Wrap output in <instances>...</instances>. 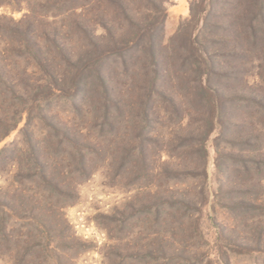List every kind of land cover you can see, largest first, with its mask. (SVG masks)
<instances>
[{"label": "rangeland", "instance_id": "374dc122", "mask_svg": "<svg viewBox=\"0 0 264 264\" xmlns=\"http://www.w3.org/2000/svg\"><path fill=\"white\" fill-rule=\"evenodd\" d=\"M30 1L36 15L26 9V0H0V16H5L8 22L12 18L23 20L25 25L30 18V22H36L35 32L48 41L45 43L48 48L54 49L52 36L56 34L59 41L76 53L93 36L107 34L105 24L120 29L132 21H145L147 15L155 19L162 12L154 35L158 65L174 73L170 62L180 69L185 60V70L194 68L188 76L181 74L184 78L168 79L165 96L160 95V90L153 95V112L148 118L149 125L143 128L145 118L137 109L120 124L115 123L123 116L104 96L96 71L89 77L95 99L83 112L82 122L76 118L74 104L83 98L84 89L69 99L54 96L44 102V111L60 120L78 121L89 141L84 142L87 144L84 160L61 163L65 169H71L61 179V185L70 182L66 190L75 188L71 196L66 192L59 194L54 185L47 187L41 178L31 180L26 175L22 183L17 181L13 178L17 161L9 160L7 167L2 168L5 160L0 157V196L4 195L2 192L13 195L16 190L18 194L22 190H40L45 195L46 189L57 192L56 198L67 204L61 208L68 222L67 234L82 242L80 249L68 251L64 244L52 241L54 251L41 248L34 254L36 259L43 264H56L60 255L68 254L65 260L73 264H264V207L240 208L242 193L233 194L235 202L224 193L213 208L212 202L201 203L199 194L204 182L200 174L203 166L211 191H217L220 182L224 191L240 192L251 183L253 194L256 189L264 191V170L255 171L244 183L227 178L229 170L244 161L254 166L262 163L264 169V107L260 111L256 101L246 99L256 86V97L264 105V10L259 8L262 0H230L225 6H219V0H155L159 11L153 9L149 0ZM2 23L7 24L6 20ZM19 39L16 33L11 37L2 34L0 46ZM27 43L34 47L32 42ZM208 59L212 73L204 74ZM123 63L120 58L112 63L117 67L115 94L139 104V99H145L150 91L152 60L139 51L128 71ZM76 64L79 70L80 64ZM23 68L29 75H37L32 65L21 63V68L16 69ZM214 88L225 94L217 108L213 107L214 98L209 100L196 94L206 95ZM184 93L187 98L181 99ZM243 101L252 105L246 106ZM230 113L235 114L233 121L226 117ZM219 118L228 129H223ZM243 118L249 124L240 135L235 131L234 120ZM129 119L140 122L134 126L132 135L138 140L140 137L136 136L143 130V143H128L132 131ZM39 120L34 119L33 130L40 140L49 123ZM24 123L25 120L0 142V148L13 141L26 147L21 134ZM251 132L260 140L249 139ZM42 142L51 161L53 147L47 141ZM130 148L135 150L125 157ZM246 151L255 153L244 157ZM258 151L261 157L257 156ZM27 161L28 158L21 164ZM121 164H129L125 166L129 170L121 173ZM257 180L261 183L256 184ZM211 199L215 201L213 196ZM7 202L0 198V218L9 209ZM0 249V264H11L15 251L11 253L5 246Z\"/></svg>", "mask_w": 264, "mask_h": 264}, {"label": "trees", "instance_id": "16d2710c", "mask_svg": "<svg viewBox=\"0 0 264 264\" xmlns=\"http://www.w3.org/2000/svg\"><path fill=\"white\" fill-rule=\"evenodd\" d=\"M26 1V9L30 14L36 15L32 2L30 0ZM149 1L153 9L159 11L157 2H153L155 0ZM123 2L125 3L124 0ZM219 2H221L219 6H225L228 5L230 0H223V2L219 0ZM259 8L261 10L263 8L264 10V0H262ZM153 9L150 8V10L154 11ZM215 13L216 15L222 14L221 12ZM157 14L154 16L155 19L151 18V15H147L145 16V21L139 23L132 21L128 26H123L120 29L105 24L107 34L91 37L90 42L84 46L82 45L78 53L74 52L62 40L59 41V37L56 34L52 36L54 49L48 48L46 46L48 41L42 40V37L35 32L37 30L36 22H30V18L25 25L23 20L16 21L12 18L8 22L5 16H0V35L4 34L11 37L12 34L16 33L20 37L16 42L7 41L5 47L0 46V142L25 120L24 126L21 128V134L22 141L26 143V147H19L20 142L13 141L11 145L0 148V157L5 160L2 168L7 167L9 160H16L18 165L16 166L17 169H15L13 178L17 179V181L22 183V179L26 175H29L31 176V180L39 178L45 180L44 183L47 184V187L51 185L56 186L57 191L61 195H64L66 192L68 193L67 195L71 196V193H74L75 188L69 187V190H66L70 182L61 185V179L66 173L69 174L68 171L71 170L70 168L65 169L61 163L64 160H84L86 157L85 148L87 146L84 142L89 141V138L79 126L78 121H62L55 114H50V111H44V102L51 100L54 96H63L69 99L74 93L77 94L78 90L84 89L83 98L74 104L77 112L76 118H81L82 122L84 114L87 108H89V102L95 99V90L89 86L91 82L89 77L92 71L98 73L100 85L104 89V96L108 97L107 99L113 103L111 105L114 106V109L123 116L121 121L120 119L114 120L115 123L120 124L123 120L127 119V115H130L134 109H137L141 111L139 114L145 118L142 128L148 126V118L152 111L151 101L153 100V95L160 90V95L165 96L164 91L166 88L164 89V87L168 79L178 78L179 76L184 78L181 74L188 76L189 71L194 70V68H190L189 70L184 69L185 60H183L180 69L174 66V62H170L174 73L163 70V66L158 65L154 50V35L159 21H161L162 12ZM25 17L28 18V14ZM262 18L264 21V12L262 13ZM2 20H6L8 25L2 23ZM21 26L22 28L20 29ZM132 26L135 28L133 29ZM252 34L253 37L257 36L254 28ZM246 36L248 37L247 34ZM27 42H32L34 47L30 48ZM139 51H144L146 55L150 56L152 60V68L150 70H152L153 75L151 74V78L149 79L150 91L148 95L143 100L139 99L140 103L137 104L133 100L124 99L119 94H115L117 93L116 89H118L114 83L117 67L112 65V63L116 62L119 58L123 59V64L126 65L125 68L128 71L130 63L134 64ZM205 61V72L202 71V73L211 74L213 66L209 59ZM21 63H24V66L25 64L32 65L37 75H29L24 68L16 69L17 67L21 68ZM76 63L80 64L79 70ZM162 63L164 64L165 60ZM225 83L227 84V81ZM255 87L253 86L252 88L255 90ZM214 89L206 95L201 93L196 94H199L201 97L207 96L209 100L214 98L215 102L213 103L215 104L213 107L217 108L216 104L223 103L222 98L224 99L223 95L225 94L216 88ZM254 90L247 94L246 99L256 101L255 103L259 106L258 110L261 111L264 105L261 100L257 99V94ZM184 95L186 94L184 93ZM184 95L181 94V99L187 98V95ZM238 98L241 99V96ZM243 103L245 104V101ZM245 105L250 106L252 103ZM219 116H222V114H219ZM37 117H39L40 122L49 123L47 131L44 132V136L40 140V135L38 136L33 130L34 119ZM105 117L108 118L107 116ZM226 117L230 121H233L235 114L230 113ZM219 121L223 129H228L227 124L223 122L222 118H219ZM127 122L132 123L130 126L132 131L128 143H143L144 140L141 138L143 130L136 136L137 138L140 137L138 140L132 135V132L135 130L134 126H137L140 122L133 119H129ZM234 123L236 125L235 131L237 130L236 132L240 135H243L244 128L247 129L245 126L249 124L245 118L241 121L234 120ZM127 124L125 123V125ZM102 127L103 125L101 124L100 128L102 129ZM254 129L255 127L252 128V131ZM251 133L248 137L249 139L253 141L260 140V137ZM46 141L48 145L50 144L53 147L54 156H52L51 161L48 154H46L47 148L40 143L44 144ZM94 144L98 145L97 143ZM78 145H81L83 148L80 149ZM75 148L78 149L76 153L73 151ZM133 148H130V151H126L125 157L130 156V153L135 150ZM254 153L253 151H246L244 157H248ZM220 155L221 153L219 152ZM257 156L261 157L262 153L258 151ZM27 158L28 161L25 164H21ZM243 163L240 166L231 168L227 178L238 183H244L246 178L253 177L251 174H254L255 171L260 172L264 170L262 163H257L258 166L247 164L246 161ZM130 164L135 165V162H131ZM79 165L81 166V164ZM126 165L129 164L120 165V168H122L121 173L129 170L125 167ZM83 168L85 167H81V169ZM200 174L204 177V182L199 191L202 199L201 203L208 202L209 204L212 202V207L215 208L218 206L216 203L223 199L224 193L232 196V202H235L233 194L242 193L244 198L240 200V208L264 207V191L261 188V191H256V189V194H253L250 189L254 185L253 183L249 184L251 186H248V188H241L240 192H234V190L224 191V186L220 182L217 191H211L210 184L207 181L208 172L206 166L201 168ZM233 176L236 178H232ZM241 177L243 178L241 179ZM257 183L260 184L261 181L257 180ZM46 190L48 191V195H45V192L43 193L40 190L36 192L22 190L20 194L16 190V192H13V195L8 194L9 192L1 193L4 195L0 196V198L8 201V204L5 205H8L9 209L8 211H4V216L0 218V247L5 246L7 251L11 253L15 251V258H13L11 264H43L40 259H36L34 254L41 248H46V251L53 252V248L56 246H54L55 242L52 241H57L58 244L61 243V246L64 244V248L66 247L68 251L78 250L82 246V242L80 243L75 235L67 234L69 228L68 222L65 214L61 211V208L67 205L66 202L63 203L59 198H56L57 192ZM250 193L251 195H249ZM212 196L216 202L211 199ZM65 256L60 255L56 260V264H73L70 260L66 261Z\"/></svg>", "mask_w": 264, "mask_h": 264}]
</instances>
